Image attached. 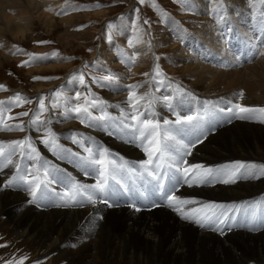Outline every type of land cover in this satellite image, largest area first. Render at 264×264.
Wrapping results in <instances>:
<instances>
[{"label": "rangeland", "instance_id": "obj_1", "mask_svg": "<svg viewBox=\"0 0 264 264\" xmlns=\"http://www.w3.org/2000/svg\"><path fill=\"white\" fill-rule=\"evenodd\" d=\"M9 2L20 6L17 8L19 13L14 15L12 13L15 12H9L8 9V12L6 11L8 17L5 18L12 19L8 23L4 20L2 23V20H0V31L8 28L19 17H28L29 21L33 20L34 24L33 30L25 32L24 36L22 34H11L7 38L6 34L8 32L0 34V85L6 86V90H0V100L7 101L16 94L28 98L20 106H13L10 112L5 113L6 124H22L24 126L23 130H13L17 134L14 137L3 135L6 131L0 130V136L2 137H0V142H4L6 150L9 142L30 137L28 132L24 131H27L26 128H30L29 124L37 114H39L40 120L48 121V123L41 132L37 131L33 136L46 133L47 130L52 128L63 127L69 121H73L72 132L76 130L75 133L81 135L77 136V139H80L85 147H87L86 139L89 136L99 140L98 137H101V135H105L120 144H126L127 139L122 136L121 131H124L127 127L121 129L119 126L121 120L117 117V112H120V109L115 102L108 101L106 94L111 91L114 95H119L121 91H124V87L128 85L138 83L143 85L147 79L152 77L156 65H159L163 73L158 78L165 81L164 84L157 85V87L163 88L161 92H164V96H173L171 98L172 108L166 105L163 107L162 112H158L162 119L170 116L167 115L168 112L173 115L178 113L177 119H182L184 114L192 113L197 106L201 109H196V111H201V114L206 117L205 108L219 103L211 95L206 99H198L195 107L187 101L192 98V96H189L192 94L189 91L186 92L188 90L186 87L195 81L189 71H206L212 76L219 74L218 71H223L222 78L227 77L228 79L237 78V74L240 73L242 76L237 78L236 82L239 86L232 88L238 93L243 92L253 84L260 83L263 79L261 72L264 71V57H262L264 55L254 54L253 51L255 48L257 52H264V47L261 46L264 44V28L260 25L264 22V8L262 6L255 12L246 14V17H241L236 8L229 6L232 1L223 0L225 7L228 9L224 11V19L221 20L214 17L213 14L209 15L210 0H193V10H189L182 5L180 0H144L143 4L139 3V0H13ZM31 2H35L38 7L44 9L40 12L45 16L34 13L32 6H26V4L30 5ZM97 4L104 6L88 7L86 10H81L84 9V6ZM213 5L215 8L216 4ZM135 9H139V11L136 12ZM168 17L171 19H168ZM46 19L52 20L53 23H46ZM259 19L260 21H258ZM144 21H149V23L145 24ZM109 23L114 25L111 30L107 29ZM177 25L184 31L179 34L174 31ZM203 30L208 35L207 37L216 42L214 43L217 46L215 49L212 48L213 42L199 36L203 35ZM109 32L113 36L111 42L107 39ZM129 39L133 41L131 46L127 43ZM30 53L37 56H47L48 59L29 63L33 59L29 55ZM120 53H123V56ZM127 56L133 57L130 65L120 62V59ZM189 66H196L197 69H189ZM108 70L117 77L116 82L109 87H102L95 83L94 78L108 74ZM81 73L85 76L87 88L72 79L73 76H78ZM146 73L148 75H145ZM35 77H47L48 79L37 80ZM160 88H158V91ZM76 92L82 94V99L79 101L81 103H84L83 98L88 93H95L97 99L104 102L103 111L100 108H90L89 110L94 117L106 115L107 118L99 121L94 126H89L87 120L81 123L80 120L83 117L75 118V113L69 119L66 118L64 115L66 103L68 105L79 103L75 98ZM57 93L60 94L59 97H57ZM41 97H45L47 107V110L43 112L39 111V99ZM53 101L57 102L60 107L51 108ZM151 111H153V108ZM21 112H28L29 115L19 116ZM197 112L193 116H196ZM9 115L13 119L8 120L7 116ZM124 121L126 124L135 123L130 117ZM169 126L171 127L169 132L177 131L175 122H172ZM85 128L92 131L84 132L83 129ZM217 132L218 130H215V134L211 132L208 135L215 136ZM42 136L39 135L38 141L42 139ZM70 137L56 140L57 144L62 148L71 149L73 153H78L77 157L87 158L91 163L99 159L98 151H94L92 154L85 152L84 148L74 144ZM164 137L165 139L167 137L165 133ZM179 139L183 141L182 137ZM193 139L195 137L189 141ZM101 148L102 150L108 149L110 153L112 150L115 151L104 145ZM236 155L240 154L236 152L228 157H235ZM41 157L50 164L52 169L55 167L65 172L71 162L70 159L65 160L60 157L50 158L44 155ZM124 157H127V155ZM13 158H18L21 170L27 168L33 162L23 160L19 156ZM130 158L132 160L139 159L136 157ZM262 158L264 159V157ZM204 162L208 163L210 161ZM261 162L264 163V161ZM11 174L14 175V171ZM160 174L163 175L164 173ZM49 175L52 179H48L53 182L48 189L62 195L64 190L59 188L60 185L56 186L60 183V180L53 176L51 170ZM85 175L87 174L85 173ZM153 183H155V180H153ZM130 186H133L132 183ZM5 190L6 188L2 192ZM113 204L114 207L109 208L119 210V206L123 203L115 201ZM150 204L154 205L153 203ZM99 205L103 208L108 207V205ZM44 207L45 204L43 203L36 206L38 211L43 210ZM124 208L133 214V217L145 216L143 213H137L129 206L125 205ZM263 208L264 205L257 207L258 210L261 209L262 215L264 214ZM178 212L183 213L184 211L180 210ZM258 216L259 214L255 219ZM127 217L128 214L126 213L114 217L112 220L113 227L116 230L126 227L125 219ZM79 227L87 232L94 227L93 221L88 220L86 223L83 221ZM197 231L201 232L199 229ZM242 231L244 229L239 230V232ZM248 231L258 234L263 233L264 229L254 231L248 229ZM190 232L192 231L190 230ZM166 233L163 234L164 242L175 241L177 246L180 247L175 229H169V233ZM17 234L13 227L7 224V218L0 217V245H3L0 246V264H6L9 260H18L21 257L28 258L24 261V264H76L71 259H66V256L64 258L61 252L55 251L52 247H39V243L33 241V238L28 240ZM191 234L189 235L190 239ZM232 234L234 233H228V231L219 234L221 237L218 238L221 239L219 240L221 244H225V237ZM262 238H264V234L252 240L258 241ZM136 240L149 244V247L137 250V254L142 259L143 256L152 254L153 249H150L154 245V240L150 236L147 235ZM239 245H244L242 240H240ZM91 247V245H88L84 249H90ZM247 248L251 252V258H259L256 255L259 245L249 243ZM191 252L198 255L204 263L207 260L209 261L211 257L207 246H203L198 250L191 249ZM227 255L230 256L231 254L228 253ZM157 256L159 257L158 263L165 264L167 258L173 256V252L168 250L167 247H162ZM260 260L264 264V260ZM84 261L86 262L85 259ZM87 261L89 262L90 259ZM142 264H150V262L144 261Z\"/></svg>", "mask_w": 264, "mask_h": 264}, {"label": "bare ground", "instance_id": "obj_2", "mask_svg": "<svg viewBox=\"0 0 264 264\" xmlns=\"http://www.w3.org/2000/svg\"><path fill=\"white\" fill-rule=\"evenodd\" d=\"M9 1L0 0V20H2V23L3 20L8 23L12 19L5 18L8 17L6 16L8 9L9 12L14 11L15 13H12L14 15L19 13L17 8L20 6L13 4V2L10 3ZM218 1L219 0H215V2L210 3L211 6L208 7L209 15L213 14L211 9L214 8L213 4H216ZM230 1H232V4L229 6H231V8H236L241 17H246V14L255 12L261 6L259 0H256L255 8L250 6L249 0ZM26 6H32L34 13H40V16L44 15L41 13L44 9L42 10L41 7H38V4L35 2H31L30 5L26 4ZM227 9L228 8L225 7V11H227ZM51 21L52 20L46 19L45 22L48 24L53 23ZM258 21H260V19ZM243 22L245 23V21ZM33 24V20L29 21L28 17H19L16 18L8 28L1 30L2 32L0 31V34L8 32L6 34L7 38L11 34H22L24 36L25 32L33 30ZM263 24L264 22L260 25L264 28ZM6 26H8V24H6ZM202 33L203 35H199L200 37H203L209 42H213V44L216 43L210 37H207L208 35L204 30ZM216 47V44L212 46L213 49ZM189 69H197V67L189 66ZM208 70L210 69L208 68ZM218 72L219 74L212 76V74L206 71H189L195 81L186 87L188 88L186 92L189 91V93L192 94L189 95L192 96V98L187 101L195 107L197 106L196 103L198 99H206L209 95L213 96L218 102L222 99H233L234 95L238 92L234 91L232 88L239 86L236 84L237 78H240L242 75L238 73L237 78L232 77L228 79L227 77L222 78L223 71ZM261 74L263 79L260 83L253 84L243 90L244 98L240 101L241 103L253 107H264V71L261 72ZM152 79L153 77L147 79L143 83V86L146 87H140L136 89V91L138 93L145 91L152 92V95L156 97L158 101L154 104L153 111H151L148 119L154 118L160 122L162 146L170 144L171 142L165 139L164 133L166 135L171 134L175 136L176 139L182 137L183 141L181 139H179V141L185 144L189 143L188 141L194 136L178 131L169 132L171 127L163 123L164 120L175 122L178 118V113L173 115L171 112H168L167 115L170 116H166L163 119L161 118L158 112H162L166 104L159 98L162 95L164 96V92H161L163 88L157 87V85L155 86L156 90L154 92L152 91ZM134 85L141 84L138 83L133 84V86ZM158 88H160L159 91ZM106 96L109 102H115L119 105L118 108L120 112H117V117L120 118V120H125L130 117V113L133 109L127 104V97L129 96V89L127 87H124V91H121L119 95H114L111 91H108ZM170 97L172 98L173 96ZM141 103L147 108L146 102L141 101ZM188 108L190 109L191 107ZM196 109H201V107H195L192 113L184 114L182 119L188 115L193 116V114L197 112ZM205 111L207 114L206 117L204 116L205 129L211 128L213 134H215V130H218V132L215 136H209L208 134L211 132L208 131L205 139L197 143L196 146L191 149V155L186 156L189 165L202 164L206 167L220 168L236 161L264 165V163L261 162L264 161L262 158L264 157V123L258 120L240 119L225 122L224 119L218 115H212L211 106L206 107ZM200 115H202L201 111H198L196 116ZM71 116H73V114ZM69 118L70 117H68V119ZM73 124V121H69L63 127L52 128L51 131L57 134L56 140L68 138L75 133L76 130L72 132L71 128ZM29 125L30 128H26L27 131L24 132H28L29 138L35 139V146L41 156L44 155L51 158L64 155L66 157L64 158L65 160L70 159L71 161L66 172L55 167L52 169L48 163L49 172L51 170L53 176L60 180V183L56 184V186L60 185L59 188L66 192L70 191L73 184H80L88 188V192L93 195V198L96 199L97 202L95 204H88L87 202L80 204L66 202L60 198L61 195L50 189H48L47 198H43L37 202H30V194L27 191L10 187L2 192L3 189H0V217L7 218V224L13 227L15 232L18 233L17 235L25 237L28 240L33 238V241L39 243V247H52L55 251L61 252L64 258L66 256V259H71L72 262L76 264H142L144 261L150 262V264H160L158 263L159 257L157 254L162 247H167L168 250L173 252V256L168 257L167 263L165 264H263L260 259L264 260V238L258 241H253L252 239L262 236L264 231L258 234L248 231L249 228L244 227L247 219L246 216L240 219L237 224H232L233 226L231 229L226 230L228 233L232 232L234 234L225 237V244H221L219 241L221 239L218 237H221L219 235L221 233L213 231L208 227H201L195 220H185L182 217L189 209L200 208L204 204L234 205L237 209H240L239 207L242 208L239 211L241 213L254 211L256 217L257 214H259L257 207L264 205V176L256 179L238 180L236 182L237 184L216 183L198 185L193 182L192 186H189L188 184L182 183L176 185L174 192L172 191V184L168 181L169 193L183 199L197 202L194 205H181L180 209L184 212L179 213L165 199H161L156 193L152 194L151 185L153 179L151 177L147 176V174L140 175L143 172L141 165L148 159V155L144 151V145L141 144L140 140L138 138H133L131 129L126 128L124 131H121L122 136L127 139V142L124 141L126 144H120L105 135L98 137L100 138L99 140L91 136L86 139L87 147L91 148L92 152L98 151L99 159L111 162L108 164L109 174L107 189L104 193H99L94 192L92 186L98 183L101 178V165L95 162L91 163L85 158L60 152L59 149H57L58 154H54L37 139L39 135H43L42 138H45L46 133L33 136V134L37 133V129L31 124ZM176 127L177 129L181 127L187 129L191 126L177 125ZM163 128H165L164 131ZM83 131L91 132L92 130L85 128ZM115 131L117 132V130ZM39 132H41V130ZM3 135L14 137L17 134L12 130L6 131ZM103 145L115 151L112 150L110 153L107 149V155V152L105 153L101 148ZM236 152L240 155L228 157ZM125 155H127V157H124ZM130 157L139 159L132 160ZM13 161L14 164H20L18 158H13ZM204 161L210 162L205 163ZM160 162L162 164L164 163V161ZM30 164L32 165L33 172H35L40 161H33ZM164 170L167 171V169L162 168L160 173H164ZM12 171L13 169L10 167L3 170V173L0 174V184L13 175L11 174ZM40 171L42 173L43 169H40ZM85 173L87 175H85ZM168 173L172 175L171 172ZM48 178L52 179L50 175ZM131 183L133 185L132 187L130 186ZM148 192H150L151 199L146 196ZM106 198L111 202H108V207L103 208L99 204L104 206L103 200ZM112 198L115 201L123 203L119 206V210L109 208L114 207L113 203L115 201ZM40 203L45 204V207L43 210L38 211L36 206ZM150 203L155 204L156 207H153ZM125 205L129 206L131 209H133L132 205L141 208L142 211L137 213H143L145 216L140 215V218L137 216L133 217V214L124 208ZM252 205L257 206L256 209H254ZM158 208L160 209L157 210ZM148 211L150 213H146V215L144 212ZM123 213L128 214V217L125 219L126 227L124 226L116 230L113 227L112 220L114 217L120 216ZM237 213L238 211L235 215H237ZM262 216H264V214ZM100 217H102V219H100ZM88 220L93 221L94 227L85 232L84 229L79 226L83 221L86 223ZM263 222L264 218L261 220V224ZM169 229H175L176 236L179 238L180 247L177 246L175 241L164 242L163 234L164 232L168 234ZM198 229L201 230L200 233L197 231ZM241 229H244V231L239 232ZM262 229H264V226L257 228V230ZM190 230L192 232H190ZM190 234L192 235L191 239L189 237ZM147 235L154 240V245L151 246L150 249H153V251L152 254L143 256L144 258L142 259V257L137 254V250L149 247V244L141 243L136 239L144 238ZM240 240H242L243 246L239 245ZM249 243L259 245L256 255H258L260 259L250 257L251 252L247 248ZM88 245L92 247L90 249H84ZM203 246H207L211 255L209 261L207 260L205 263L198 255H194L191 252V249L194 250L195 248L198 250ZM228 253L231 255L228 256ZM88 259H90L89 262L87 261Z\"/></svg>", "mask_w": 264, "mask_h": 264}, {"label": "snow or ice", "instance_id": "obj_3", "mask_svg": "<svg viewBox=\"0 0 264 264\" xmlns=\"http://www.w3.org/2000/svg\"><path fill=\"white\" fill-rule=\"evenodd\" d=\"M215 2V0H210V3ZM262 8H264V0H259ZM139 3L143 4L144 0H139ZM180 3L184 5L189 10L194 9L193 0H180ZM249 4L252 8H255L256 0H249ZM104 5H92L84 6L86 10L88 7H102ZM134 11L138 12L139 9ZM214 17L219 19H224L223 13L225 11V5L223 0H219L216 3L215 8L211 9ZM168 19H171L168 17ZM145 24H148L149 21H144ZM173 23H175L173 21ZM114 27L112 23L107 25V29L111 30ZM178 34L184 30L177 25L174 29ZM107 39L109 42L112 41L113 36L109 32ZM39 43H48V42H39ZM128 45L131 46L133 41L128 40ZM264 47V44L261 45ZM119 51V50H118ZM254 54L264 55V52H257L256 49H253ZM33 57L32 62H38L48 59L47 56H37L36 54H29ZM123 56V53H120ZM133 57L127 56L120 59L121 63L131 64ZM158 59V57H157ZM162 71L159 68V65L153 70L151 84L153 86L152 91L156 90L155 86L164 84L165 81L159 79L158 77L162 75ZM145 75H148L147 73ZM35 79H48L47 77H35ZM73 81H78V83L87 88L88 85L85 83V76L83 73L78 76H73ZM95 83L99 84L102 87H109L114 84L117 80V77L108 70V74L95 77ZM129 89V96L127 97V104L131 106L133 111L130 113V119L136 123H125L124 120L120 121V128L124 129L127 127L132 130V136L134 139H139L141 144L144 145V151L148 155V159L145 160L141 168L143 172L140 175L147 174L153 180L157 181L158 187L159 182L168 179L169 183L172 184V191H175L176 185L178 184H188L192 186L193 182L198 185H209V184H233L238 180L244 179H256L261 176H264V165H257L255 163H247L242 161L233 162L230 165H226L220 168L206 167L202 164H192L189 165L186 160V156L191 155V149L196 146L197 143L202 142L206 137L207 132L211 131V128L205 129L204 126V116H192L188 115L183 119H177L175 124L177 125H190L191 127L185 129L183 127L177 129L178 132H184L195 137V139L189 141L185 144L182 141L176 139L175 136L169 134L166 139L172 143L163 145L161 144V124L159 121L153 119H148L147 116L151 114V109L157 101L156 97L152 95V92H142L138 93L136 89L140 87H146L143 85H128L126 86ZM0 90H6V86L0 85ZM59 97V93L56 94ZM76 101L79 102L82 99V94L76 92ZM244 98V93L241 91L234 95L233 99H222L218 104H213L211 106L212 115H218L223 118L225 122H231L234 119L240 120H258L261 123H264V107H253L241 103ZM28 98L22 97L20 94H16L7 101L0 100V130L2 131H12V130H23L24 126L22 124H6L5 123V113L10 112L13 106H20V104L27 100ZM84 103H76L75 105H65L64 115L66 118L71 117L73 113L76 114L75 118L83 119L80 120L81 123H84L85 120L88 121L89 126H94L99 121L105 120L106 115L92 116L90 108L96 109L100 108L103 111L104 102L99 101L95 93H88L84 98ZM164 104L169 108H172L171 97L170 96H161L159 98ZM141 101L146 102L147 108L144 107V104ZM60 105L53 101L51 108H59ZM119 107V105H117ZM47 107L45 105V97L39 99V111H46ZM28 112H21L19 116H28ZM8 120L13 119L12 116H7ZM199 121V122H198ZM48 121L40 120L39 114L31 121V125L36 127L37 131L44 129ZM165 125H170L172 122L169 120H164ZM111 134V133H110ZM79 133H73L70 137L72 142L81 148H84L85 152L92 154V149L85 147L80 139H77ZM46 148H49L54 154H58L57 149L60 152L66 153L68 155L78 156V153H73L71 149L62 148L56 142V134L51 130H47L45 138L40 140ZM105 153L107 150H104ZM99 155V153H97ZM19 156L23 160L29 161H40L39 166L36 168V171L33 172L32 165L30 164L27 168L21 170L19 164H14L13 157ZM61 159L66 158L64 155L60 156ZM87 159V158H85ZM160 161H164L162 164ZM95 163L101 165L100 169V180L98 183L92 186L94 192L104 193L108 186V174L109 168L108 164L111 162H106L104 159H97ZM12 168L14 175H11L6 181L0 184V189L4 188H19L24 191H27L30 194V202H37L48 196V187L53 182L48 179L49 176V165L47 161H44L41 157L37 147L35 146V141L32 138L13 140L8 143V149L4 147V142H0V174L3 173L5 168ZM54 167V166H53ZM43 168L41 173L40 169ZM167 169L163 175L160 174L161 169ZM168 172H171L172 175H168ZM43 177V178H42ZM114 179V177H113ZM39 194V195H38ZM79 197V199H78ZM62 200L66 202H72L80 204L87 202L88 204H95L96 199L93 198V195L88 192V188L80 184H73L70 191L64 192L61 197ZM166 200L175 208V210L180 211L181 205L196 204L194 200H187L171 193L166 194ZM103 203L107 206V199L103 200ZM156 205L154 204L153 207ZM132 208L136 212L142 211L141 208L132 205ZM236 206L228 205H216V204H204L200 208H191L187 213L183 214V219L185 220H195L196 223L200 224L201 227H208L213 231H217L221 234H224L226 230L232 228V217L236 214ZM246 222L244 227H248L249 230H257L258 227L264 225H257L255 221L254 211H249L246 213ZM102 219V217H100ZM91 223V222H90ZM3 246V245H0ZM27 257H21L18 260H9L6 264H24V261L27 260Z\"/></svg>", "mask_w": 264, "mask_h": 264}, {"label": "trees", "instance_id": "obj_4", "mask_svg": "<svg viewBox=\"0 0 264 264\" xmlns=\"http://www.w3.org/2000/svg\"><path fill=\"white\" fill-rule=\"evenodd\" d=\"M108 202H111L109 199H107Z\"/></svg>", "mask_w": 264, "mask_h": 264}]
</instances>
